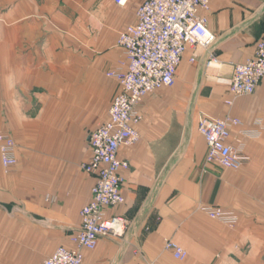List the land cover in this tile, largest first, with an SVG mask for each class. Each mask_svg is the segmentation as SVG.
Segmentation results:
<instances>
[{
    "label": "crops",
    "instance_id": "1",
    "mask_svg": "<svg viewBox=\"0 0 264 264\" xmlns=\"http://www.w3.org/2000/svg\"><path fill=\"white\" fill-rule=\"evenodd\" d=\"M143 1L0 0V133L14 139L18 161L7 168L0 153V264L74 246L96 180L84 169L89 134L109 118L121 89L107 70L125 59L118 36ZM202 13L217 62L188 48L175 85L138 105L140 138L119 153L130 162L125 201L107 211L127 218V232L101 237L83 264H264V78L226 103L235 64L255 56L264 0H211ZM207 115L240 119L229 139L247 156L238 170L206 163L197 124ZM210 205L236 221L207 214ZM167 239L187 256L176 259Z\"/></svg>",
    "mask_w": 264,
    "mask_h": 264
},
{
    "label": "built area",
    "instance_id": "2",
    "mask_svg": "<svg viewBox=\"0 0 264 264\" xmlns=\"http://www.w3.org/2000/svg\"><path fill=\"white\" fill-rule=\"evenodd\" d=\"M128 0H116L124 5ZM211 0H144L137 9L138 19L120 31L118 44L124 49L125 59L117 69L107 70L121 86L109 109V118L92 129L89 134L92 156L84 164L89 174L96 176L90 201L81 208V227L72 236L73 247L58 246L41 264H83L85 250H94L103 236L123 237L129 226L126 217L108 215V208L122 205L124 169L130 167L126 158H120L122 146H133L140 138L136 124L143 118L138 105L146 96L175 85L178 67L188 48L204 50L208 63H216L218 55L213 48L216 35L207 25V10ZM255 56L236 63L231 98L226 103L233 105L241 95H250L264 78V31L256 43ZM196 59L191 57V61ZM240 119L231 115L222 118L202 116L197 124L207 142L206 163L238 170L247 160L239 147L229 139L232 128L240 125ZM258 131H244L246 136H255ZM15 141L0 133L1 160L5 167L15 166ZM203 210L222 222L233 224L236 215L218 206H204ZM166 249L176 259H184L188 252L167 239Z\"/></svg>",
    "mask_w": 264,
    "mask_h": 264
},
{
    "label": "rangeland",
    "instance_id": "3",
    "mask_svg": "<svg viewBox=\"0 0 264 264\" xmlns=\"http://www.w3.org/2000/svg\"><path fill=\"white\" fill-rule=\"evenodd\" d=\"M49 251V249H36V250H30V261L27 262L26 264H41V257H43V255L45 253H47ZM9 252V251H7ZM13 252V251H12ZM18 252V251H15ZM6 253V252H5ZM31 253L33 254L31 256Z\"/></svg>",
    "mask_w": 264,
    "mask_h": 264
}]
</instances>
